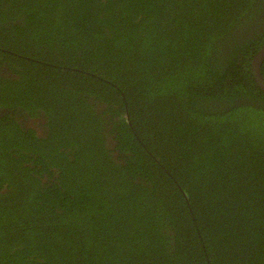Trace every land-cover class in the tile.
Here are the masks:
<instances>
[{
  "label": "trees",
  "instance_id": "trees-1",
  "mask_svg": "<svg viewBox=\"0 0 264 264\" xmlns=\"http://www.w3.org/2000/svg\"><path fill=\"white\" fill-rule=\"evenodd\" d=\"M262 47L264 0H0V264H264Z\"/></svg>",
  "mask_w": 264,
  "mask_h": 264
},
{
  "label": "water",
  "instance_id": "water-1",
  "mask_svg": "<svg viewBox=\"0 0 264 264\" xmlns=\"http://www.w3.org/2000/svg\"><path fill=\"white\" fill-rule=\"evenodd\" d=\"M264 61V47H262L254 56L251 62V70L254 80L258 87L264 91V77L260 72V65Z\"/></svg>",
  "mask_w": 264,
  "mask_h": 264
},
{
  "label": "flooded vegetation",
  "instance_id": "flooded-vegetation-1",
  "mask_svg": "<svg viewBox=\"0 0 264 264\" xmlns=\"http://www.w3.org/2000/svg\"><path fill=\"white\" fill-rule=\"evenodd\" d=\"M5 112H11L12 115H15L17 119H19L20 123H26L28 126L30 125L31 127L37 129L38 131H42V133L45 132L46 127H44V121H38L36 124L34 122L37 121L36 118H32L29 116L26 112H24L22 109L18 108L16 111L13 109H6V110H1ZM21 118V119H20Z\"/></svg>",
  "mask_w": 264,
  "mask_h": 264
},
{
  "label": "rangeland",
  "instance_id": "rangeland-1",
  "mask_svg": "<svg viewBox=\"0 0 264 264\" xmlns=\"http://www.w3.org/2000/svg\"><path fill=\"white\" fill-rule=\"evenodd\" d=\"M40 121L42 120V119H39ZM38 119H37V121L36 122H34L35 124L39 121Z\"/></svg>",
  "mask_w": 264,
  "mask_h": 264
}]
</instances>
